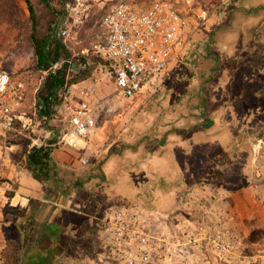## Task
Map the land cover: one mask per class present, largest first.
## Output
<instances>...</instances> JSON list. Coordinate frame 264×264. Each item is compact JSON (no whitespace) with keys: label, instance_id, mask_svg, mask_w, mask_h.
<instances>
[{"label":"rangeland","instance_id":"374dc122","mask_svg":"<svg viewBox=\"0 0 264 264\" xmlns=\"http://www.w3.org/2000/svg\"><path fill=\"white\" fill-rule=\"evenodd\" d=\"M80 1L82 20L75 22L74 12L66 8L63 21L69 30L62 39L72 53L71 81L84 77L86 68L77 53L98 39L103 16L123 1L140 7L165 2L190 21L192 42L177 64L170 63L163 77L135 97L120 95L100 68L80 80L98 86L97 126L83 149L53 145L67 158L56 165L64 176L60 189L70 191L58 203L47 201L46 213L54 205L86 215L97 225L101 244L96 254L80 250L78 260L67 256L60 263L264 264V0ZM48 17L45 11L41 31ZM31 33L25 0H0V56L12 77L27 86L23 110L34 123L9 138L0 130V186L11 182L4 184V197L15 188L13 170L24 167L26 142L31 147L56 140L59 123L57 115L43 119L37 114L48 72L36 68ZM236 105L241 107L236 115L248 112L233 130L244 125L240 132L252 137L254 147L245 172L250 182L238 189L201 180L198 170L202 146L215 149L228 136L227 125L213 126V117L223 119ZM83 156L90 157L86 165ZM69 181L73 186L67 188ZM3 201L1 197L0 264H7L3 255L21 236ZM73 221L66 234L76 239L83 219Z\"/></svg>","mask_w":264,"mask_h":264},{"label":"built area","instance_id":"2783aa9c","mask_svg":"<svg viewBox=\"0 0 264 264\" xmlns=\"http://www.w3.org/2000/svg\"><path fill=\"white\" fill-rule=\"evenodd\" d=\"M80 5V0L66 4V8L74 12L75 22L82 20L78 14ZM63 21L64 18L57 30L61 38L69 32ZM101 28L98 39L77 56L84 57L85 66L92 63L93 57L105 61L107 65L100 69L111 76L120 95L127 98L139 95L163 77L170 63L177 64L192 42L190 21L163 1H155L148 7L120 2L105 13ZM62 63L54 64L51 72ZM85 83L83 80L68 86L56 114H52L51 118L57 115L59 122L57 141L53 145L83 149L96 128L98 113L94 100L98 86ZM26 96L27 86L12 77L0 56V130L3 136L9 138L34 126L33 118L23 110ZM81 162L88 164L90 157L83 156Z\"/></svg>","mask_w":264,"mask_h":264},{"label":"trees","instance_id":"16d2710c","mask_svg":"<svg viewBox=\"0 0 264 264\" xmlns=\"http://www.w3.org/2000/svg\"><path fill=\"white\" fill-rule=\"evenodd\" d=\"M55 1L58 2L59 6H53ZM25 2L32 21L31 40L36 55V68L41 71H49L44 88L37 99V114L43 119H48L55 113L56 107L63 100V94L68 86L87 78L94 68H101V66H106L107 63L100 58L93 57L92 63L86 64L83 71L84 77L71 81L69 74L72 65V53L64 40L58 36L57 31L58 19L60 17L65 18L68 15L65 5L67 0H25ZM45 11L49 14V17L47 18L45 31H41ZM209 45H213V42L211 41ZM228 58L231 61L229 55ZM57 62L63 63L55 72H51V67ZM7 71L9 70L7 69ZM244 111L247 113L248 109ZM240 138L238 141L230 140L233 146L227 140H221L224 145H217L215 149L211 148L209 142L210 146H205V144L204 147L202 146L199 153L200 157L203 154V163L201 168L198 169L199 174L202 176L201 180L214 182L218 187H234L235 189L250 182L245 176V172L248 170L244 169L251 165L252 153L250 150L246 149L245 151L243 149L250 142L247 138ZM56 140L48 142L46 145L36 144L31 147V141L26 142L24 167L30 170L32 176L40 182L47 183L51 180L50 171L54 168L53 164H55L52 157L53 143ZM206 148L207 150H205ZM210 161L212 162L209 163ZM52 174L54 177L57 175L55 172ZM194 174L190 173L187 176H194ZM63 180L64 176L61 181ZM53 185L56 187L57 192L50 189L47 191L46 196L47 199H54L55 202H58L61 196L66 194V189H60V183L58 187L57 183L53 182ZM79 185L81 186V183ZM13 196L14 191L7 193L8 198ZM48 206L44 201L32 199H30L28 206L23 208L8 204L7 211H10L13 215L21 237L19 242H14L11 248L4 253V262L7 264H61L60 260L67 256L78 260L79 257L75 255L80 250L82 253H97L100 248L101 237L96 233L97 225L94 220H90L86 215H84L85 217L80 216L75 212L54 205L46 213ZM77 206L81 208L80 205ZM92 206L93 204H89L88 208ZM98 208V206L95 207V209ZM80 212L83 213L82 210ZM75 217L76 219H83L80 228L81 235L76 239H71L66 234L67 225L74 222Z\"/></svg>","mask_w":264,"mask_h":264},{"label":"crops","instance_id":"0c3cea01","mask_svg":"<svg viewBox=\"0 0 264 264\" xmlns=\"http://www.w3.org/2000/svg\"><path fill=\"white\" fill-rule=\"evenodd\" d=\"M234 43H235V40L231 44V46L232 45L234 46ZM231 54L229 55L230 57H231ZM230 82H232V81H230ZM217 91L219 93V88L217 89ZM227 91H230V90H227ZM221 95L222 96H220V97H223V90H222V94ZM228 98H230V96ZM213 109L217 110L218 106H214ZM238 111H241V107L236 105L233 109L232 108H228L227 109V111L224 114L223 119L220 118L219 114H215V115H218V118L213 117V120H212L213 121V123H212L213 126H215V124L217 122L220 124L219 126H222L224 124L227 125L228 130L226 128H224V129L227 130L228 136L224 140H227V142H229V144L231 146H233V144L230 142L231 139H234V140L238 141V139L241 137L240 139H244V138L246 139L247 138V140L250 142L251 138H252V137L250 138L248 136H245L246 135V134H244L245 132L244 133L240 132L241 130H243L244 125H243V127L241 126V128L239 129L240 131L238 130L239 132H236V130H233L236 127L237 124L241 123L242 121H244L245 118H247V113H245V112L243 113V115H240V114L236 115V113H239ZM217 131H218V129H217ZM56 135H57V128H56ZM238 135H240V136H238ZM210 139L211 138H207V141L210 140ZM44 140L46 141V139H44ZM222 144L224 145V143H222L221 141H219L217 143L218 146L219 145L221 146ZM205 146H207V145H205ZM243 149L245 151H246V149L247 150L251 149L250 152L254 155V147H253V144L251 142L248 143L247 145H245V147H243ZM58 150H59L58 148H54L53 153H52L53 162L55 163V164H53L54 168L50 171V173H51L50 174V178L53 179L52 183H50L51 180L48 181L47 183H43V182L38 181L37 179H35L32 176L31 171L28 170L25 167L15 168V170H13L14 171L13 175H14L15 180L12 177H10L12 182H13V185L15 187L13 189L14 196L12 198H8L7 195L5 197L3 196V193H5L4 184H6V183L9 184V182H4L2 184V186H0V190H1L0 191V198L2 197V200H4L2 203H8V204L10 203L13 206H17L19 208H23V207L28 206L30 199H32V200L40 199V200H42L44 202L50 201L51 199L50 200L47 199V196H46L47 191L50 190V189H54L57 192V189H56V187H54L53 182L57 183V187H58V184L62 183L61 179L63 178V174L60 173V171H58V169L56 168V165H58L59 163H64V162L67 161V158L64 155V153H59ZM250 168L251 167L249 166L247 169H244V170H249L250 171ZM53 172H55L57 174L55 177L52 174ZM10 173H12V171H10ZM9 185H11V182H10ZM59 187H61V186L59 185ZM69 187H72L71 181L68 182V187L67 188H69ZM69 191L70 190H67L66 193L69 192ZM65 195H63V196H65ZM63 196H61V198ZM55 203H58V202H55ZM0 206H1V204H0Z\"/></svg>","mask_w":264,"mask_h":264}]
</instances>
